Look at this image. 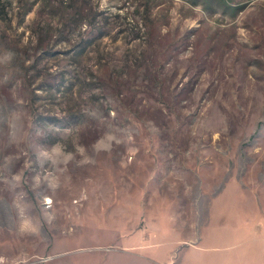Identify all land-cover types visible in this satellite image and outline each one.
Masks as SVG:
<instances>
[{
	"label": "rangeland",
	"instance_id": "obj_1",
	"mask_svg": "<svg viewBox=\"0 0 264 264\" xmlns=\"http://www.w3.org/2000/svg\"><path fill=\"white\" fill-rule=\"evenodd\" d=\"M246 203L264 0H0V264H158Z\"/></svg>",
	"mask_w": 264,
	"mask_h": 264
},
{
	"label": "crops",
	"instance_id": "obj_2",
	"mask_svg": "<svg viewBox=\"0 0 264 264\" xmlns=\"http://www.w3.org/2000/svg\"><path fill=\"white\" fill-rule=\"evenodd\" d=\"M260 205L264 204L258 203L256 210L247 203L240 211L231 209L230 221L237 224L234 227L229 226L224 216L217 222L211 205L208 217L194 233L179 227L175 238L165 244L137 243L135 248L150 249L158 264H264V209ZM241 232L243 240H237ZM167 244L170 245L166 255L156 250Z\"/></svg>",
	"mask_w": 264,
	"mask_h": 264
},
{
	"label": "bare ground",
	"instance_id": "obj_3",
	"mask_svg": "<svg viewBox=\"0 0 264 264\" xmlns=\"http://www.w3.org/2000/svg\"><path fill=\"white\" fill-rule=\"evenodd\" d=\"M49 201H51V199H49Z\"/></svg>",
	"mask_w": 264,
	"mask_h": 264
}]
</instances>
